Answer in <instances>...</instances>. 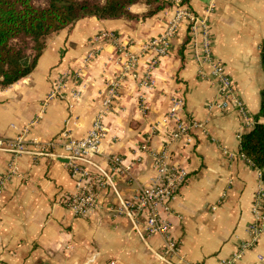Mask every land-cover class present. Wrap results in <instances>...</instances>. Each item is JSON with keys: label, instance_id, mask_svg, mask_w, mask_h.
<instances>
[{"label": "crops", "instance_id": "obj_1", "mask_svg": "<svg viewBox=\"0 0 264 264\" xmlns=\"http://www.w3.org/2000/svg\"><path fill=\"white\" fill-rule=\"evenodd\" d=\"M166 1L170 5L151 18L90 17L48 36L34 70L2 88L0 140L25 132L28 146L16 157L0 149V264H221L251 240L260 178L240 154L239 142L253 126L264 89V0H178L194 15L206 16L213 56L235 86L248 126L233 108L207 110L216 89L208 68L198 62L199 40L190 41L185 23L171 39L168 55L151 69L153 87L140 85L154 58L143 45L162 33L175 12V0ZM130 10L141 14L146 6ZM102 32L137 56V77L124 73L127 58L111 40H98ZM94 50L96 56L86 63ZM66 71L68 84L50 97L53 81ZM117 80L104 114L101 154L83 165L102 180L95 185L96 205L76 216L60 202L76 191L62 133L85 137ZM74 85L78 94L71 99ZM174 97L182 100L177 117L187 127L177 139L171 136L176 123L167 117ZM163 149L168 165L187 170L171 202V237L178 252L166 258L169 263L158 258L164 237L149 236L141 219L116 212L154 177L152 154ZM114 158L122 161L119 172ZM12 161L15 173L6 176ZM259 257H264V232L233 264H264Z\"/></svg>", "mask_w": 264, "mask_h": 264}, {"label": "built area", "instance_id": "obj_2", "mask_svg": "<svg viewBox=\"0 0 264 264\" xmlns=\"http://www.w3.org/2000/svg\"><path fill=\"white\" fill-rule=\"evenodd\" d=\"M174 7V15L165 21L162 33L157 37L149 39L143 45V50L150 52L154 58L150 60L140 85L147 88L153 87L154 79H152L150 71L159 59L168 55L171 39L174 37L179 25L185 23L190 41L196 44L195 41L199 40L201 53L198 56V62L201 66L208 68L207 76L216 89V97L208 103L207 110L212 112L214 110L225 111L233 108L240 116L243 125L248 126L250 120L248 119L246 108L238 96L233 82L227 75L223 64L213 56L206 16L198 17L194 15L188 8L181 5L178 0H175ZM105 39L111 40L118 52L124 58H127V61L123 62L124 73L130 74L133 78L137 77V56L128 53L112 33L102 32L99 34L98 40ZM96 54L95 50L90 52L85 62L91 61ZM70 78L71 76L68 71L57 77L52 83L50 97L58 95L64 86L68 84ZM118 82L117 80L110 89V96L104 99L102 103L103 109L95 118L85 137L75 140L66 133H62V138L65 141L62 144L65 152L64 157L67 160L70 175L76 178V191L72 195L62 197L60 202L76 216L86 215L96 205L95 185H102V180L93 175L83 165H90L91 159L101 154V142L104 138L105 130L103 125L104 114L108 110L110 97L113 95V88L118 86ZM77 90L75 86L71 99L77 96ZM1 91L2 88H0ZM181 107L182 100L180 97L171 99L167 117L176 123L177 131L171 135L173 139L180 138L186 135L187 132V127L177 117V113ZM24 133L9 141L0 140V149H5L15 157L25 153L28 142L23 137ZM142 150H146V147H142ZM152 159V167L155 172L154 177L150 179L147 185L141 187L130 200L122 202L116 212L118 215H124L132 221L141 219L149 236L160 235L164 237L165 242L158 258L164 262H168L166 258L168 256H176L178 252L176 242L171 237V216L173 215L171 202L177 195L179 188L186 181L187 170L182 166L168 165L166 149H163L160 153H153ZM112 161L117 166L116 170L119 172L122 161L119 158H114ZM15 169L14 162L12 161L6 176L14 175ZM258 177L260 178L259 171ZM2 184L3 182H0V189ZM251 213L254 219V224L250 228L251 240L243 243L231 258L222 261L221 264H233L240 259L242 254L251 248L258 237L264 232V182L261 178L254 195ZM259 261L264 262V257H259Z\"/></svg>", "mask_w": 264, "mask_h": 264}, {"label": "trees", "instance_id": "obj_3", "mask_svg": "<svg viewBox=\"0 0 264 264\" xmlns=\"http://www.w3.org/2000/svg\"><path fill=\"white\" fill-rule=\"evenodd\" d=\"M143 3L141 14L131 7ZM170 5L166 0H44L36 6L32 0H0V88H6L29 75L45 47L46 38L75 22L95 17L99 20L147 19ZM264 72V43L260 48ZM264 89L260 111L251 129L240 135L239 152L264 182Z\"/></svg>", "mask_w": 264, "mask_h": 264}, {"label": "rangeland", "instance_id": "obj_4", "mask_svg": "<svg viewBox=\"0 0 264 264\" xmlns=\"http://www.w3.org/2000/svg\"><path fill=\"white\" fill-rule=\"evenodd\" d=\"M32 2L36 6H43L44 5V0H32Z\"/></svg>", "mask_w": 264, "mask_h": 264}]
</instances>
